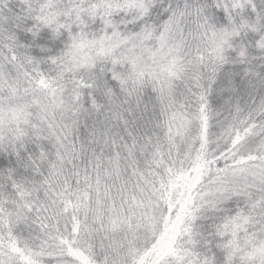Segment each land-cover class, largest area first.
Here are the masks:
<instances>
[{
    "label": "snow or ice",
    "instance_id": "1",
    "mask_svg": "<svg viewBox=\"0 0 264 264\" xmlns=\"http://www.w3.org/2000/svg\"><path fill=\"white\" fill-rule=\"evenodd\" d=\"M0 264H264V0H0Z\"/></svg>",
    "mask_w": 264,
    "mask_h": 264
}]
</instances>
